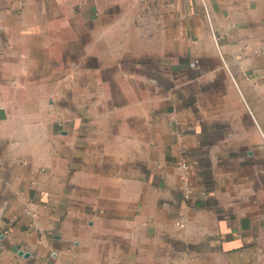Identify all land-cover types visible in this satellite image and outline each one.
<instances>
[{"label":"crops","instance_id":"crops-1","mask_svg":"<svg viewBox=\"0 0 264 264\" xmlns=\"http://www.w3.org/2000/svg\"><path fill=\"white\" fill-rule=\"evenodd\" d=\"M0 264H264V0H0Z\"/></svg>","mask_w":264,"mask_h":264},{"label":"rangeland","instance_id":"rangeland-1","mask_svg":"<svg viewBox=\"0 0 264 264\" xmlns=\"http://www.w3.org/2000/svg\"><path fill=\"white\" fill-rule=\"evenodd\" d=\"M213 43L216 44V40H215L214 37H213ZM216 47H217V44H216ZM221 50H222L223 53L225 52L224 49L221 48ZM217 51H218L219 57H221V54L219 53V50H217ZM225 58H226V60L228 62H230L231 61L230 58H234V57H231V55L228 54L227 56H225ZM223 67H224V73L226 74L228 81H230V83L232 84V87H233L234 91L238 93V89L236 87L235 82L233 81L232 75H231L227 65L224 64ZM229 68L233 69V70H236V72H238V75L240 77H243L244 80L248 81L251 85L257 84L256 81L253 79V77H251V75H250L251 73L246 71L247 67L230 65Z\"/></svg>","mask_w":264,"mask_h":264},{"label":"built area","instance_id":"built-area-1","mask_svg":"<svg viewBox=\"0 0 264 264\" xmlns=\"http://www.w3.org/2000/svg\"><path fill=\"white\" fill-rule=\"evenodd\" d=\"M183 168H186L187 167V163H182L181 165Z\"/></svg>","mask_w":264,"mask_h":264},{"label":"water","instance_id":"water-1","mask_svg":"<svg viewBox=\"0 0 264 264\" xmlns=\"http://www.w3.org/2000/svg\"><path fill=\"white\" fill-rule=\"evenodd\" d=\"M22 254H24L25 256L29 255V253L25 252V251H21Z\"/></svg>","mask_w":264,"mask_h":264}]
</instances>
